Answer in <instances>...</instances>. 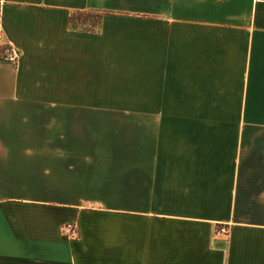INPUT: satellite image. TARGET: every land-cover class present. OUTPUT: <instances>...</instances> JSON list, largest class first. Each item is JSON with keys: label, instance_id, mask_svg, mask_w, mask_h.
I'll return each mask as SVG.
<instances>
[{"label": "crops", "instance_id": "1", "mask_svg": "<svg viewBox=\"0 0 264 264\" xmlns=\"http://www.w3.org/2000/svg\"><path fill=\"white\" fill-rule=\"evenodd\" d=\"M7 45L0 264H264V0H0Z\"/></svg>", "mask_w": 264, "mask_h": 264}, {"label": "built area", "instance_id": "2", "mask_svg": "<svg viewBox=\"0 0 264 264\" xmlns=\"http://www.w3.org/2000/svg\"><path fill=\"white\" fill-rule=\"evenodd\" d=\"M21 58V53L18 49L12 46H1L0 47V59L14 66L18 65V62ZM65 233L73 238L79 236L78 228L75 224L69 223L64 227ZM218 236L227 237L229 235V228L227 226H221L217 232Z\"/></svg>", "mask_w": 264, "mask_h": 264}, {"label": "trees", "instance_id": "3", "mask_svg": "<svg viewBox=\"0 0 264 264\" xmlns=\"http://www.w3.org/2000/svg\"><path fill=\"white\" fill-rule=\"evenodd\" d=\"M101 23L102 15L100 13H77L73 15L70 20L71 28L73 30L85 32L98 31L101 27ZM79 24L81 26H79Z\"/></svg>", "mask_w": 264, "mask_h": 264}, {"label": "rangeland", "instance_id": "4", "mask_svg": "<svg viewBox=\"0 0 264 264\" xmlns=\"http://www.w3.org/2000/svg\"><path fill=\"white\" fill-rule=\"evenodd\" d=\"M79 26H81L80 24H79ZM88 26V25H87ZM86 27V26H85ZM220 228V227H219ZM219 228H218V230H219ZM218 230H217V232H218ZM79 231V230H78Z\"/></svg>", "mask_w": 264, "mask_h": 264}]
</instances>
